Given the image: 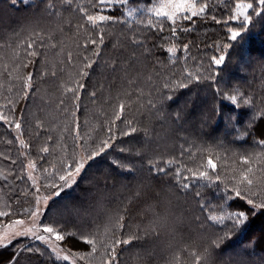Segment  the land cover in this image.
Instances as JSON below:
<instances>
[{
  "label": "trees",
  "instance_id": "16d2710c",
  "mask_svg": "<svg viewBox=\"0 0 264 264\" xmlns=\"http://www.w3.org/2000/svg\"><path fill=\"white\" fill-rule=\"evenodd\" d=\"M158 1L118 0L96 8L93 4L98 0H73L71 4L65 0H19L16 4L0 0V111L9 120L21 122L22 139L32 161L38 160L44 147L56 150L49 154L58 158V149L84 148L90 153L110 135L115 136L113 147L89 162L74 191L53 201L66 200L90 210L95 201L91 192L96 188L98 196L107 199L105 211L117 219L111 238L103 232L96 238L110 242L121 236L142 237L120 246L117 264H195L191 253L203 252L229 230L227 219L218 223L209 217L219 220L233 207L247 208L232 191L248 167L241 163L243 157L254 161L253 191H264V171H259L264 168V138L259 136L264 135V124L258 119L264 112V6L257 0H244L253 3V9L259 8L261 15L251 9L247 29L237 42H231L228 27H239L229 18L240 0H197L198 5L208 4L205 15L179 20L175 37L166 18L146 17V10L134 19L127 18L130 8L142 10ZM80 8L88 14H110L116 22L93 28ZM185 27L190 30L183 31ZM30 42H34L32 49L27 47ZM225 43L233 47L221 51ZM174 45L175 57L167 52ZM30 51L38 54L30 56ZM220 55L226 60L217 69L212 57ZM87 61H94L91 68L84 67ZM215 72H219L216 80L208 79ZM189 73L188 87H178ZM29 74L31 88L25 89ZM69 87L75 91L68 92ZM217 88L236 95L235 107L217 95ZM39 93L46 94L49 111L39 112L34 106ZM242 98L251 103L243 104ZM216 109L221 111L219 117ZM45 112L58 118L62 143L52 132L55 122ZM227 115L234 117L231 124ZM130 127L137 131L123 135ZM79 134L82 143L77 139L73 145L72 137ZM15 136L14 129L0 121V148L6 140L15 141ZM209 157L217 165L215 172L208 170L209 175L219 180H193L192 172L206 169ZM0 160L7 164L1 155ZM113 161L124 167L115 168ZM153 167L165 172L150 171ZM184 176L189 180L184 181ZM185 182L191 184L188 190L181 187ZM4 186L0 180V193H7ZM147 233L154 235L146 242ZM253 239L255 250L247 246ZM221 247L215 250L222 255L213 257L214 264H264V212ZM69 249L91 250L79 241ZM95 254L104 264L105 249L100 244ZM13 255L12 250H0V261Z\"/></svg>",
  "mask_w": 264,
  "mask_h": 264
},
{
  "label": "snow or ice",
  "instance_id": "6c2138e0",
  "mask_svg": "<svg viewBox=\"0 0 264 264\" xmlns=\"http://www.w3.org/2000/svg\"><path fill=\"white\" fill-rule=\"evenodd\" d=\"M19 0H12L13 4L18 3ZM66 3L71 4L73 0H65ZM118 0H98L97 3L93 4V7L96 8H103L106 7L108 4H115ZM258 4L260 6H264V0H257ZM53 7V5L49 4V8ZM208 8V4H200L198 5L197 0H164L163 3L159 5L154 10V14L159 19L166 18L171 27V33L172 36L175 37L177 34V23L179 20H188L191 21L193 18L198 16H204L206 13V10ZM253 9V3H246L244 0H240V2L236 3L235 5V12L234 14L229 18L231 21H237L242 18L243 23L241 24V27L239 29L228 27L227 31L229 33L228 40L231 42H237L238 38L242 37V32L245 31L244 25L251 22V17L248 14V10ZM255 11L256 16L261 15V10L259 8L253 9ZM80 12L84 13L86 16V20L91 24L93 28H98L100 25L106 22H116L114 18L109 15H95V14H88L84 8H80ZM55 14V13H53ZM213 20L217 24L221 23L219 19H217L215 16L212 17ZM224 23H228V21H224ZM149 27H152L151 22H149ZM163 31V27L160 29ZM190 29L185 27L183 31H189ZM37 35H39L37 33ZM33 43H28L27 47L28 49L33 48ZM91 44H96V40H91ZM99 43H103V35H100ZM87 46V45H86ZM233 47V44L231 43H225L223 45L224 49H230ZM183 50L185 52L188 51L187 44L183 45ZM167 52L171 54V56L175 57L177 54V48L176 46H172L167 49ZM38 53L36 51H30L28 52V55L30 56H36ZM98 52H94V55H98ZM87 60V58H85ZM226 60L225 55H220L219 57L213 56L212 57V64L216 66L217 69H219L222 65H224ZM94 61H87L84 64L85 68H91ZM82 76H86L87 72H82ZM219 75V72H215L213 74H210L208 79H211L213 81L216 80V77ZM199 79V78H198ZM192 80V76L189 73L187 81H182L178 87L180 88H187L188 83H190ZM31 81L32 76L29 74L27 81L25 82V89L31 88ZM80 89L83 88V85L78 86ZM68 92H74L75 90L71 87L67 89ZM217 95L223 97L225 100H229L231 104L235 107L237 104V97L236 95H226L223 91H220L219 88L216 89ZM95 93H93V96ZM75 99H79L78 96L75 97ZM169 100L173 99L172 96L168 97ZM241 102L243 104H249L251 103V100L248 98H242ZM124 110V105H120V113H122ZM10 111H14V109H10ZM221 114L220 109H216V115L219 117ZM228 122L231 124L234 117L231 115H227L225 117ZM116 119H121V116L118 114L116 115ZM256 119V118H254ZM260 119L261 124H264V112L260 113V116L258 117ZM0 121H3L5 124L9 125L10 127L14 126V128L19 132L21 130V122L19 121H13L9 120L8 116L3 112L0 111ZM249 124H252V121H249ZM257 127L255 129L257 133ZM137 129L135 127H130L129 129L125 130L123 132V135L129 136L132 133H135ZM247 131V129L245 130ZM109 132L111 133V128L109 129ZM260 137L264 138V135H259ZM17 140H19L21 147H28V145L25 144L24 140L20 139V136L17 135ZM115 140L114 135H110L107 139L101 142V145L98 150L94 152L87 153L86 157L82 158L79 161H74L72 164H69L65 167L62 174H60L57 178L58 182H54L51 187L55 189V191L50 194L48 197L49 199L51 196H59L62 192H64L66 189H70L73 187V185L76 184V177L79 176L82 172V170L85 169L86 164L88 165L90 161L94 160L96 157L101 156L103 153L108 151L113 147V142ZM261 143H264V139L261 140ZM125 149L121 148V151H124ZM44 153L48 152V148L44 147L42 149ZM254 161L248 157H243L241 159V163L243 165H247V169L243 171L240 174V177L238 180H236V183L233 185L232 191L234 192L235 198L243 201L245 205H247V208H236L233 207L232 211H229L226 216L219 217V220L216 216H210L209 219L213 222H223L225 219L230 221V224L228 226L229 230L224 233L223 235L213 239L210 242V245L208 248H206L203 252L197 253L193 251L191 253L192 257H194L195 264H214L213 257H219L222 255L221 251L216 252V249H222L221 245L224 243L226 239H231L232 236L236 235L248 222L251 220L254 216L264 212V191L257 194L253 191L254 188V179H253V173L254 169L252 167V163ZM13 163L15 161L13 160ZM113 166L115 168H123L124 165L120 164L118 161H113ZM27 168L30 170L28 179H33L32 172L36 169L35 162H29L27 164ZM217 168L216 163L213 161L211 157L207 159V168H201L198 169L195 172H192L191 169H189L190 172H192V179L193 180H202V181H209L212 182L213 180L218 181L219 176L211 177L209 175V171L215 172ZM131 170V169H129ZM47 171V169H45ZM150 171H156L157 174L161 172H165L164 168H151ZM259 171H264V168L259 169ZM177 175H180V173H177ZM184 181H188L189 177L184 176ZM242 185H246V187H241ZM181 187L184 190H188L191 187L190 183H182ZM40 191L39 188H36V192L38 193ZM47 203V199L45 201ZM40 197L37 196L35 200L36 207L33 208L31 211H27V215L31 218L32 226L31 227H23L25 225L24 219H16L13 221L14 225L21 226L18 230L14 231L11 235H8L5 237V239L8 240L9 243H11L12 238L19 237V236H29L30 238H34L36 241L43 242L55 255V257L59 259H63L64 261H68L69 257H78L80 259H85L90 255H94L97 252V244H100L101 247L105 249V261L104 264H117L118 261V249H120L121 245H129L132 243L133 239L140 240L142 237L139 235L134 236H121L119 238L112 239L110 242H101L98 240V238H93V232L90 228V226H77L76 224H73L69 222L68 224H65L63 228L60 227L59 223L53 222V224L48 223H40V219L46 218V213L48 211V208H45L43 211L40 209ZM70 215H74L77 218H79V210L78 209H68L67 210ZM9 215L7 212L0 211V217H4ZM121 221L123 220V217L120 218ZM11 227V225H9ZM85 227L88 228V235L84 234ZM124 228V225L120 224V229L122 230ZM75 229V230H73ZM42 230L43 234H40V231ZM46 234V235H44ZM153 233H147L143 239L147 242L149 237H152ZM158 238V237H156ZM82 242L85 245L90 246L91 250L88 252H74L69 249L70 245H73L77 242ZM257 241L253 239L247 246L252 248L253 250L256 249ZM63 245V247H62ZM4 248L8 247V244H3ZM27 252H40L42 250L39 249H33V248H25L23 249ZM61 252H65L66 254L61 257ZM20 257L18 254H14L6 261H0V264H18Z\"/></svg>",
  "mask_w": 264,
  "mask_h": 264
},
{
  "label": "rangeland",
  "instance_id": "374dc122",
  "mask_svg": "<svg viewBox=\"0 0 264 264\" xmlns=\"http://www.w3.org/2000/svg\"><path fill=\"white\" fill-rule=\"evenodd\" d=\"M164 0H159L154 3L150 8L137 10V9H129V14L127 15L128 19L136 18L140 13H144L146 10V17L155 16L154 10L159 7ZM251 9L248 10V14ZM156 17V16H155ZM232 23L236 24L237 27H241L243 23L242 18L237 21H232ZM247 24L244 25L245 30L247 29ZM16 104L12 101V104ZM34 106L41 112V109L49 111V106L46 101V94L39 93L37 95L36 103ZM46 117L52 118L55 123H51L52 128L56 125L52 132L58 136L62 134L59 126L58 118L54 116L52 112H45ZM30 116V115H29ZM9 126V125H8ZM10 127V126H9ZM14 129L15 133V141L14 140H6L3 143V147L0 148V155L7 162L5 164L0 160V180L5 184L3 187L6 189L7 193H0V211L7 212L9 215L1 217L0 220V250L9 249L14 252V254H18L20 259L18 264H103L102 258L94 255H90L85 259H80L78 257H69L68 261H64L63 259H57L53 253H51L50 249L40 241H36L34 238H30L29 236H19L13 237L11 243L5 239L6 236L11 235L14 231L18 230L21 226H17L13 224V221L16 219H24L25 225L23 227H31L32 221L31 218L27 215V211H31L36 207L35 200L37 196L40 197V209L43 211L45 208H48L45 219H40V223H48L53 224V222L59 223L60 227L63 228L65 224L69 222L80 225L85 223L82 226H90L93 232V238H96L100 232L107 233L108 237H112V230L115 227L117 219L114 214L107 213L105 211L104 205L106 200L102 196H98L97 189L94 188L91 193L95 197L94 205L92 203L90 210H84L82 208H78L74 203L68 202L66 200L62 201H53L56 197L51 196L55 189L51 187L54 182H58L57 178L60 174H62L65 167L69 164H72L74 161H79L82 158L86 157V149L78 150L72 147L71 149L65 148V150L61 151L58 149L57 153L58 158H51L50 154H56V150L51 147L48 148L47 153L38 154V160L34 161L36 164V169L32 172L33 179H28L29 169L27 168V164L29 162H33L29 153L26 152L24 147L20 146L19 140H17V135L22 139L21 130L18 132L14 126L10 127ZM78 130V128H76ZM38 132L37 134H39ZM36 136L35 138H38ZM51 139V137H47V139ZM46 139V138H45ZM60 143L63 140L58 137ZM79 140L81 141V135H77L72 137L71 141L73 145L75 142ZM23 140V139H22ZM78 143V144H79ZM15 145V148L13 146ZM60 145V144H58ZM5 147V148H4ZM61 147V146H60ZM8 148H11L9 150ZM61 151V152H60ZM15 152V157H13V153ZM29 155V156H28ZM48 156L50 159H48ZM13 160L15 163H13ZM48 160L47 164H42V161ZM89 165V164H88ZM86 164L85 169L88 167ZM47 169V171H45ZM84 170H82L81 174L76 177V181L82 177ZM77 182L73 185L72 188L66 189L59 195V198H64L68 194L72 193L77 186ZM36 188H39L40 191L37 193ZM58 197V196H57ZM109 198V197H108ZM47 199V203L45 202ZM68 209H78L79 210V218L74 215H70L67 211ZM102 217H106L103 221L100 222ZM108 217V218H107ZM11 225V227H9ZM42 233V230L40 231ZM85 235H88V228L85 227L84 231ZM46 235V234H44ZM3 244H8L7 248L3 247ZM63 247V246H62ZM25 248H33L42 250L40 252H27L23 249ZM65 252H61V257L65 255Z\"/></svg>",
  "mask_w": 264,
  "mask_h": 264
}]
</instances>
